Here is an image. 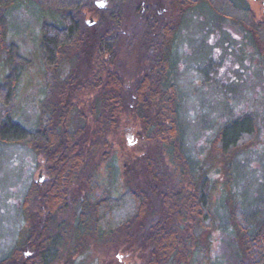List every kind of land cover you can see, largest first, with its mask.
<instances>
[{"label":"trees","instance_id":"trees-1","mask_svg":"<svg viewBox=\"0 0 264 264\" xmlns=\"http://www.w3.org/2000/svg\"><path fill=\"white\" fill-rule=\"evenodd\" d=\"M109 1L110 7L96 9L98 20L90 26L82 22L80 9L88 6L84 0H62L53 10L59 8L66 19L43 24L41 49L48 77L36 127L15 121L7 107L0 114V141L31 145L52 178V184L29 185L20 208L25 225L16 243L0 256V264H57L65 255L66 263L73 264L71 255L88 240L117 244L121 236L127 248L146 252V264H185L199 251L205 254L199 235L212 226L218 203L210 209L208 177L186 150L182 98L175 82L178 24L187 11L201 5L247 28L255 42L264 40V21L256 23L243 0ZM18 4L0 0V40L7 33L5 15ZM125 4L133 16L128 33L117 29ZM160 7L168 15L157 12ZM125 39L131 47L142 46L137 57L142 65L137 63L131 75V89L115 67ZM63 67L67 71L62 75ZM124 115L136 120L150 148L119 166L112 160L108 167L114 184L119 176L121 182L109 189L99 182L98 171L109 159L111 137L118 134ZM255 130L254 117L245 113L225 122L214 137L227 162L228 201L219 205L226 224L231 223L236 264H264V213L251 216L232 184V157L247 148ZM257 191L264 203V178ZM209 263L223 264L216 258Z\"/></svg>","mask_w":264,"mask_h":264},{"label":"rangeland","instance_id":"rangeland-1","mask_svg":"<svg viewBox=\"0 0 264 264\" xmlns=\"http://www.w3.org/2000/svg\"><path fill=\"white\" fill-rule=\"evenodd\" d=\"M243 1V6L252 10L254 21L261 24L264 0ZM84 2L88 6L83 5L80 10L86 26L98 20L96 9L111 6L109 0ZM235 2L241 4L242 0ZM61 3L62 0H19V4L5 15L7 33L4 41L0 40V114L7 107L12 118L28 129L37 125L48 77L41 49L42 26L45 22L66 19L59 8L57 12L53 10ZM122 7L124 17L117 29L128 33L133 21L131 7L130 4ZM179 9L178 5L174 7L171 17L176 18ZM158 10L164 17L168 15L161 7ZM178 25L175 82L182 98L180 112L186 150L202 163L208 177L210 209L218 203V214L212 226L199 235L198 243L205 254L199 251L193 259L187 258L185 264H208L214 258L223 264H236V243L231 223L226 224L223 210L228 201L225 194L228 191L227 162L217 151L214 137L229 119L245 113L254 117L256 130L250 143L240 155L232 157V163L236 162L232 184L244 200L245 210L250 215H261L264 203L257 188L264 178V40L255 38V43L247 28L220 18L201 5L187 11ZM126 40L119 45L115 67L124 74L126 88L131 89V75L137 63L142 65L137 62L142 46L136 43L131 47ZM66 71L63 67L62 75ZM6 95L7 99H4ZM52 96L55 98L54 93ZM140 131L141 127L131 115L123 116L118 134L111 137L109 159L100 164L98 171L103 186L111 189L121 182L119 176L114 184L108 167L112 160L119 166L124 160L150 148ZM45 165L43 156L36 154L28 143L0 141V256L16 243L25 225L20 208L29 185L52 184ZM119 171L117 167L115 178ZM115 241L107 244L88 240L84 248L71 255L75 260L73 264H146V252L136 247L127 248L124 236L117 244ZM66 261L65 255L57 264H67Z\"/></svg>","mask_w":264,"mask_h":264},{"label":"water","instance_id":"water-1","mask_svg":"<svg viewBox=\"0 0 264 264\" xmlns=\"http://www.w3.org/2000/svg\"><path fill=\"white\" fill-rule=\"evenodd\" d=\"M100 5V4H99ZM101 6V5H100ZM90 23H92V22H90Z\"/></svg>","mask_w":264,"mask_h":264}]
</instances>
